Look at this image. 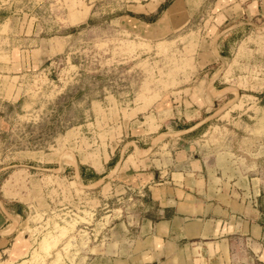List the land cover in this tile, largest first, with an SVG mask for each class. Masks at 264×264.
Instances as JSON below:
<instances>
[{"label": "rangeland", "instance_id": "374dc122", "mask_svg": "<svg viewBox=\"0 0 264 264\" xmlns=\"http://www.w3.org/2000/svg\"><path fill=\"white\" fill-rule=\"evenodd\" d=\"M167 2L0 0V51L65 45L0 75V223L17 241L0 264H111L155 212L127 177L182 149L214 186L264 193V11L156 15Z\"/></svg>", "mask_w": 264, "mask_h": 264}, {"label": "crops", "instance_id": "0c3cea01", "mask_svg": "<svg viewBox=\"0 0 264 264\" xmlns=\"http://www.w3.org/2000/svg\"><path fill=\"white\" fill-rule=\"evenodd\" d=\"M211 7L213 13L236 11L252 17L264 11V0H213ZM61 46L49 41L42 49L0 51V75L18 76L47 60L50 52L63 51ZM2 126L0 116V132ZM179 153L168 171L160 167L158 174L127 177L126 187L145 189L155 212L142 218L135 231L119 236L117 253L108 255L110 263L264 264V193L248 190L241 197L230 186H214L201 158H192L188 149ZM4 223L0 251L6 254L17 241L9 246L11 233Z\"/></svg>", "mask_w": 264, "mask_h": 264}, {"label": "trees", "instance_id": "16d2710c", "mask_svg": "<svg viewBox=\"0 0 264 264\" xmlns=\"http://www.w3.org/2000/svg\"><path fill=\"white\" fill-rule=\"evenodd\" d=\"M172 0H168V2L165 4V3H161L157 9V13L156 15L160 14L162 10H164L167 5L171 2Z\"/></svg>", "mask_w": 264, "mask_h": 264}, {"label": "bare ground", "instance_id": "6f19581e", "mask_svg": "<svg viewBox=\"0 0 264 264\" xmlns=\"http://www.w3.org/2000/svg\"><path fill=\"white\" fill-rule=\"evenodd\" d=\"M215 99V98H214ZM214 99H213V101H212V105L214 106Z\"/></svg>", "mask_w": 264, "mask_h": 264}, {"label": "water", "instance_id": "95a60500", "mask_svg": "<svg viewBox=\"0 0 264 264\" xmlns=\"http://www.w3.org/2000/svg\"><path fill=\"white\" fill-rule=\"evenodd\" d=\"M106 178H104V180H105Z\"/></svg>", "mask_w": 264, "mask_h": 264}]
</instances>
